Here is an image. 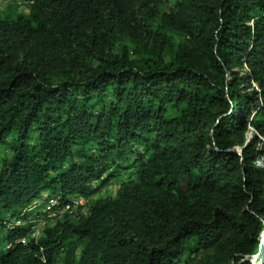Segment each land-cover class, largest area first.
<instances>
[{
  "label": "trees",
  "instance_id": "trees-1",
  "mask_svg": "<svg viewBox=\"0 0 264 264\" xmlns=\"http://www.w3.org/2000/svg\"><path fill=\"white\" fill-rule=\"evenodd\" d=\"M28 6L0 10V264H264V0ZM43 193L89 208L33 238Z\"/></svg>",
  "mask_w": 264,
  "mask_h": 264
},
{
  "label": "built area",
  "instance_id": "built-area-1",
  "mask_svg": "<svg viewBox=\"0 0 264 264\" xmlns=\"http://www.w3.org/2000/svg\"><path fill=\"white\" fill-rule=\"evenodd\" d=\"M245 70L247 71L248 69L245 67ZM258 164H263L262 160H260ZM36 208H40L46 220L41 217L33 219L34 225L31 227V236L33 238H39L43 234L41 226L47 221L55 223L65 218L67 215L74 216V214H78L79 211L86 214L89 208V199L85 197H75L64 204L58 198L50 197L47 193H43L41 198H37L33 201L27 211ZM18 223H21V221L18 220Z\"/></svg>",
  "mask_w": 264,
  "mask_h": 264
},
{
  "label": "rangeland",
  "instance_id": "rangeland-1",
  "mask_svg": "<svg viewBox=\"0 0 264 264\" xmlns=\"http://www.w3.org/2000/svg\"><path fill=\"white\" fill-rule=\"evenodd\" d=\"M164 1L166 8L171 7L174 3V0H164ZM28 5H29V0H0V10L4 12L3 15L9 17H14L17 13H24V14L28 13V8H29ZM146 6L147 7L144 9V12L146 13L152 12L151 4H147ZM244 71L246 72L245 69ZM251 135L252 134H249V137H252ZM128 171L129 170H123V172L118 177L113 179L111 184L101 189L99 193H97L96 197L114 196L119 187V184L129 178L130 173ZM40 217L46 220L45 215L42 214V216ZM44 224L41 226L42 232L44 229ZM49 224L54 225L55 223L49 221ZM259 259L260 257L258 255L254 257V260L259 261ZM216 263H217L216 255L214 254V251L211 250L200 251L198 254L194 255L191 260V264H216Z\"/></svg>",
  "mask_w": 264,
  "mask_h": 264
}]
</instances>
